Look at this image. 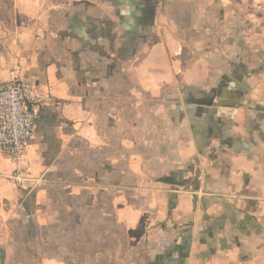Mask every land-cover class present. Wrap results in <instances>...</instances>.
<instances>
[{
  "label": "crops",
  "instance_id": "1",
  "mask_svg": "<svg viewBox=\"0 0 264 264\" xmlns=\"http://www.w3.org/2000/svg\"><path fill=\"white\" fill-rule=\"evenodd\" d=\"M13 71L51 100L6 264H264V0H0Z\"/></svg>",
  "mask_w": 264,
  "mask_h": 264
},
{
  "label": "built area",
  "instance_id": "2",
  "mask_svg": "<svg viewBox=\"0 0 264 264\" xmlns=\"http://www.w3.org/2000/svg\"><path fill=\"white\" fill-rule=\"evenodd\" d=\"M50 100V93L22 79L18 71L11 72L10 79L0 84V152L14 164L10 179L18 187L33 182L29 178V146Z\"/></svg>",
  "mask_w": 264,
  "mask_h": 264
},
{
  "label": "rangeland",
  "instance_id": "3",
  "mask_svg": "<svg viewBox=\"0 0 264 264\" xmlns=\"http://www.w3.org/2000/svg\"><path fill=\"white\" fill-rule=\"evenodd\" d=\"M30 163V161H29ZM31 164V163H30ZM32 174L30 173L29 175V178L33 179V177L31 176ZM34 180V179H33ZM38 184L35 183L34 185L31 184V185H27L25 187H18L17 185V188H19V190H23V189H26L29 193L31 192H34L38 189ZM18 205L17 206H14V207H11L9 204H3L1 206V210L4 212V210L6 209V211H13V208H15V210L17 211L18 209ZM20 208V207H19ZM14 212V211H13ZM10 213V212H9ZM16 213V212H14ZM7 218L5 219V221H2V217L0 216V234H2L3 232H8L9 230V227H8V224L11 225V223L9 222V217H10V214H7ZM10 230H12V228L10 227ZM1 235H0V240H1ZM73 249H78L79 252L75 253L74 254V257H75V260L76 262H78L79 264H81L82 260L85 259V254H81V248L80 247H76V246H73L72 247ZM5 250L0 248V264H6V259H7V255L6 253L4 252ZM27 253H25L26 255L24 256V253H22L21 255H18L17 259L18 261L21 260V261H25L24 264H38V256L33 254L31 252V249L30 248H27ZM10 258H11V261H13V264H15L17 261H16V255H10ZM21 264V263H20Z\"/></svg>",
  "mask_w": 264,
  "mask_h": 264
}]
</instances>
